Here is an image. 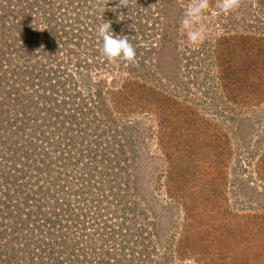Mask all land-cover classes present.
<instances>
[{
  "label": "rangeland",
  "instance_id": "obj_1",
  "mask_svg": "<svg viewBox=\"0 0 264 264\" xmlns=\"http://www.w3.org/2000/svg\"><path fill=\"white\" fill-rule=\"evenodd\" d=\"M87 1L55 10V30L74 51L62 56L68 70L86 63L81 77L94 89L40 95L42 66L52 63L41 52L44 0L16 1L33 2L38 45L0 41V264L14 236L12 248L33 257L56 244L49 261L32 264H264V0L231 10L208 0L191 25L204 37L194 42L183 20L195 0ZM104 22L128 36L134 62L101 55ZM30 92L34 106L18 98ZM75 112L82 117L72 123ZM18 147L32 155H15ZM30 191L12 233L8 196L15 206Z\"/></svg>",
  "mask_w": 264,
  "mask_h": 264
},
{
  "label": "trees",
  "instance_id": "obj_2",
  "mask_svg": "<svg viewBox=\"0 0 264 264\" xmlns=\"http://www.w3.org/2000/svg\"><path fill=\"white\" fill-rule=\"evenodd\" d=\"M5 2V4H7V6H2L3 8L1 9L0 12H2L6 17L5 19L7 20V18L11 19L13 21L14 17H19L22 21L24 25H21L18 21L14 23L13 22H7L4 21L2 23H0V41L3 42L2 46L5 48H15L17 46V43H19V41L26 39L28 41V43H30L31 41H34V44L38 45V34H39V23H37V21L35 19L32 18V13L30 12L31 9L34 7L33 2L31 3H27L24 8L22 7H17L20 4H16V0L13 4V6L9 3H6L5 0H3ZM46 7L48 8L46 11V17L45 21L47 20V25H48V31H47V35L45 36L46 39H42L45 40V46H42V54L43 56L48 60L52 61L51 65L47 64V62H45L42 66V76L43 79L45 80L44 84H46V87H42V91L40 92V95L43 98L48 97L47 95V91L49 90V88L52 89V94H54V92L57 91H63V92H68V88H72V87H76L79 88L80 90L82 89V87H91L93 88V84L91 83L92 81L90 80H86L85 76L84 79L81 77V74H84V70L89 72V69H85L88 68L89 66L86 63H81V61H79L77 59V63L75 66V71L70 72L66 66V61L65 59L69 56L70 58H75L74 57V51L72 49H68V44L69 41L67 38L63 37L62 35H59V32H57L58 29L55 30V28L57 27V20L55 17V10H65V8L63 7V3H77L75 7H79V10H81V8L84 7V5H86L85 3H89V1L87 0H44ZM87 1V2H86ZM59 4L58 7H56V4ZM79 5V6H78ZM72 6V5H71ZM78 9V8H76ZM60 15H62L63 19L66 20V16L65 14H63L65 11L60 12ZM80 18H83L82 15L80 14H76L75 15V20L77 21L78 24H76L77 27H82V23L80 24ZM16 23V24H15ZM80 30V29H78ZM77 30V31H78ZM51 38H54L53 41H55V44L53 46H51V43L48 41H52ZM73 41V42H72ZM71 42L73 43V45L76 47V50L79 51V48L81 46V39L78 36H75L73 40H71ZM65 45L66 48L64 49V51H58L59 47L61 45ZM58 45V46H57ZM13 47V48H12ZM4 49V48H3ZM62 56H65L66 58H63ZM1 59V57H0ZM95 66V65H94ZM62 74V76H61ZM50 85V86H49ZM49 86V87H48ZM66 91H65V90ZM97 90V89H95ZM66 92V93H67ZM101 92L102 89H99L95 92L96 94H92V98H94L93 100H97L98 98L101 97ZM35 92H30L29 95L23 96L20 95L18 98L19 99H27L28 105L30 106H34V102H35V98L38 97V95H35ZM17 95V94H16ZM50 96V95H49ZM66 98L69 99L70 97L68 95H66ZM67 105V104H65ZM82 107V104L80 103V105ZM78 113H73L71 116H69L70 120L72 123H74V121H76L77 119L80 120L79 116L80 115H76ZM82 117V116H81ZM75 118L74 121H72ZM69 123V122H67ZM124 133V130H123ZM124 138V136H123ZM119 139H122V137H120ZM125 141L128 139V137L125 135ZM128 141V140H127ZM129 142V141H128ZM123 146V145H122ZM22 148H16L15 150H13V153H15V155H18V153L21 151ZM11 150V149H10ZM22 155L21 157L24 159H27L30 155H32V151L30 152L28 149H22V151L20 152ZM12 158V157H11ZM32 159V157H31ZM18 160L17 159H13L12 158V163L17 164ZM27 162H29V160H27ZM87 165V164H86ZM86 165H83L82 167L84 169H87ZM1 166V165H0ZM96 169V166H95ZM85 175H87L85 173ZM64 178V176L62 177ZM66 183V182H64ZM35 191V190H34ZM56 191V190H55ZM7 192H9L7 190ZM37 192V191H35ZM33 195L34 193L32 191H30V193H27V195L25 196L24 193L18 194L16 196L17 200L14 201L12 204H15V206L9 205L12 200L14 199V197H9L8 199L11 201L8 206L6 207V213H7V217H9L10 219H14L13 222V226H12V233L16 232L18 230L19 227V223H25V221H22V217L20 218V215H15L18 214L16 212V207H18L19 205H25V203L28 202L29 200V195ZM72 197H74V199H76V197H79V195L76 194H70ZM71 197V198H72ZM7 199V198H6ZM73 199V198H72ZM53 201L55 202L56 199L53 198ZM57 204V203H56ZM60 204H57V206H59ZM63 205V204H62ZM8 215H13V216H17L16 218H13L11 216ZM66 216H68V214H66ZM72 218L71 214H70V219ZM72 220V219H71ZM67 229V228H65ZM21 242V240H19L17 237H13L12 240H10V242L8 244H6V246L2 249V254H3V262L4 264H7L6 261H8L9 264H32L33 262H38L40 263L44 257L49 261L50 258V251H52L54 249V246L56 244H51V245H42L41 246H37V254L36 257H33L35 255V253H32V251H30V249H26L25 251H18L15 250V248H12L13 245H19ZM65 249V248H64ZM28 255H30L28 257ZM42 259V260H40ZM40 260V261H39ZM52 261V260H51Z\"/></svg>",
  "mask_w": 264,
  "mask_h": 264
},
{
  "label": "clouds",
  "instance_id": "obj_3",
  "mask_svg": "<svg viewBox=\"0 0 264 264\" xmlns=\"http://www.w3.org/2000/svg\"><path fill=\"white\" fill-rule=\"evenodd\" d=\"M125 0H121L123 5ZM238 4V0H217V7L222 10L234 9ZM208 0H195L189 8L185 10V19L183 24L188 27L187 36L190 41L203 39V34L198 29L191 27L195 20H198L202 11L207 7ZM98 38L102 41L101 55L108 61L117 60L134 62L136 58V49L129 41L126 35H117L112 31L111 23L104 22L97 27Z\"/></svg>",
  "mask_w": 264,
  "mask_h": 264
}]
</instances>
